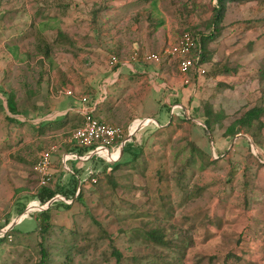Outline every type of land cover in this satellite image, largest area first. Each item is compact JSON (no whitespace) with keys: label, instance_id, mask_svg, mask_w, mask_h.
I'll return each instance as SVG.
<instances>
[{"label":"rangeland","instance_id":"1","mask_svg":"<svg viewBox=\"0 0 264 264\" xmlns=\"http://www.w3.org/2000/svg\"><path fill=\"white\" fill-rule=\"evenodd\" d=\"M213 7L215 0H0V227L9 219L0 228V264H37L39 241L44 264H116L113 250L117 264H264V127L253 121L233 137L223 134L245 111L264 108V6L225 5L204 64L185 76L186 112L169 117L160 92L141 113L131 77L105 86L118 61L134 52L139 59L160 54L186 30L208 35ZM45 48L47 59L40 54ZM154 63L182 78L170 58ZM102 88L108 92L99 98L105 97L100 120L120 127L124 138L141 116L159 126L130 135L133 160L131 153L121 156V147L112 163L67 161L72 176L59 157L81 153L67 143L81 117L66 112L42 120L61 102L90 107ZM9 96L16 115L6 109ZM50 146L56 151L46 188L68 208L53 204L40 240L35 217L46 203L33 198L39 187L32 167ZM120 159L124 164L114 168ZM75 177L78 194L66 199ZM17 203H26L19 215ZM148 231L159 232L165 244L148 241Z\"/></svg>","mask_w":264,"mask_h":264},{"label":"built area","instance_id":"2","mask_svg":"<svg viewBox=\"0 0 264 264\" xmlns=\"http://www.w3.org/2000/svg\"><path fill=\"white\" fill-rule=\"evenodd\" d=\"M162 56L175 61L178 74L185 79L187 72L197 65L200 54L195 39L190 33L183 32L169 43L160 54L146 53L140 60L144 63H154L158 62ZM137 58L139 59L137 53L134 52L132 59ZM61 94L70 95V92L62 91ZM81 116L82 121L80 126L71 131L67 143L83 150V152L82 154H78L77 152L70 151L63 154L62 163L66 161H85L93 157L101 159L106 163L114 162L118 158L119 149L126 142L124 130L118 126L98 121L89 112H83ZM147 124V121H141L136 123L134 128L139 129L143 126L145 127ZM131 132L127 133L130 134ZM55 151V146H50L46 150L41 151L32 167L39 188H46L49 185L51 179V159ZM77 191H75V194ZM53 199V201L62 200L58 195L54 196Z\"/></svg>","mask_w":264,"mask_h":264},{"label":"crops","instance_id":"3","mask_svg":"<svg viewBox=\"0 0 264 264\" xmlns=\"http://www.w3.org/2000/svg\"><path fill=\"white\" fill-rule=\"evenodd\" d=\"M141 62L142 61L138 58L132 59V55L130 56L128 61H126V60L118 61V65L115 66L113 73H111L110 77L105 81V86L110 85L112 83H116V82L119 85V82H121L122 79H124V81H125L126 78L131 77L134 82H133L132 86H129V88H133V92L135 94L134 97H137L138 96L137 94H139L137 99H138V104L141 107V113L143 111L142 106L146 103H149V102H151V103L156 102V97H158L160 95V92L164 94L162 101L167 106V112L169 114V117H171L172 114L176 115L175 114L176 110H181V111L186 112V89H187L186 88V79L180 78L179 76L175 77V76L169 75L167 68L164 69V67H167L166 65L161 68L162 71H159V67L157 65H152L151 63L150 64L146 63V65H145L144 62L143 63H141ZM113 63L115 65L117 64L115 61ZM153 64H157V63H153ZM160 79H164L165 81L160 82ZM105 86H103V87H105ZM107 92H108L107 88H105V89L102 88L100 93H99V96L96 98L95 102H93L90 107H86V108L78 107V108L74 109L73 105H66L64 107L65 103L61 102L58 106H55V108L56 107L60 108V110H55V112L53 111V113H55V114L47 115V118L46 119L44 118L42 121L47 120V121H53L54 122L55 120H58L62 116H64L66 114V112L74 113V114L78 113L79 116L81 117V121H82L81 114L83 112H89L93 117L96 116L97 117L96 119L98 121L102 122L100 120V118H101L100 113L101 112H98V109L101 107L99 106V108H98V105H99V103H101V101L103 99H105V97H102L101 99H99V98L101 95L107 94ZM127 92H130V91L128 90ZM140 93H141V95H140ZM162 101H159V102L157 101L156 104L159 105V104H161ZM149 105H150V103H149ZM93 113H95V114H93ZM141 121H147L148 124L145 127H148L149 125H152L154 127L159 126L158 123L155 122L152 118L147 117V116H141V118L139 120H132L127 125L125 131L126 132L132 131L130 134H128V137L130 135H132L135 131L138 130V129H135L134 127H135L136 123L141 122ZM80 124H81V122H79L78 126H80ZM105 124H107V123H105ZM68 152H70V151H68ZM68 152H66V153H68ZM80 152L81 153H78V154H82L83 150H80ZM66 153H63V154H66ZM63 154H61L59 157V165H61L62 168L65 169V172L68 171V173H70L71 175L74 176V173L71 171V169H69L65 165L67 161L62 163V155ZM93 159H95V158L93 157V158H90V159L85 160V161L79 160V161H71V162H73V163L74 162H87V161L93 160ZM99 160H101V159H99ZM83 164H85V163H83ZM66 173H63V174L66 175Z\"/></svg>","mask_w":264,"mask_h":264},{"label":"trees","instance_id":"4","mask_svg":"<svg viewBox=\"0 0 264 264\" xmlns=\"http://www.w3.org/2000/svg\"><path fill=\"white\" fill-rule=\"evenodd\" d=\"M241 1H243V0H215V7L212 8V15H211V22H210L211 31L209 32L208 35H206V36L201 35L200 38H198L196 34H193V32H191L189 30L183 31V32L190 33V35L195 39V41L198 44V50H199L200 57H199L197 65L194 68L204 64L205 59H204V56H203V51H204L205 44L208 41H211L215 37V35H217L220 32V30L222 28V26L220 25V22H221V20H222V18L224 16V13H225V5L227 3H233V2L238 3V2H241ZM254 1H257L261 6H264V0H254ZM154 2L151 3L152 7H154ZM50 20H54V19H50ZM158 24H160V22H158L157 25ZM42 25L45 26L46 28L48 27L47 23H43ZM53 28H54L53 26L48 27V29H53ZM183 32H181V33H183ZM15 51H16V49L14 47L12 49V53H14V57L16 55ZM48 52H49V49L45 48L44 51L42 53H40V54H43V57L46 58V56L48 55ZM219 73H222V71H216L215 72V74H219ZM5 106H6V109H7L8 113L10 115H16L17 114V109H16L15 104L13 103L12 98L10 96L5 99ZM203 113H204L205 116L209 115L208 111H204ZM262 114H264V108H261V107H252V108H250L249 110L245 111L241 115V117H239L237 120H235L232 123V125L228 126L225 129L223 134L225 136H228V137H233L237 133H239L241 129H245L246 130V129L251 128L253 121H256L258 123V125H257L258 128L264 127V123L259 120V118H260V116ZM4 118L8 122H17V123H19L18 121L9 118L6 115H4ZM203 125H204V127L206 129L209 128L208 121H206V120L203 121ZM131 141H132V139H129L128 141H126L123 144V146H122V154H121L122 157L124 155H126V154L131 153L130 152V149H131V143L130 142ZM131 155H132L131 160H133V158L135 157V154L131 153ZM120 162H122L124 164V159H120L118 162H116L114 164H111V165L114 166V168H116V166L118 164H120ZM78 181H79V179L77 177H75L74 184H73L74 185V189L71 192H69L68 194H65L63 197H65L66 199H72L74 197L75 191L78 190V187H79V185H78V187L76 186V183L78 184ZM77 194H78V191H77ZM56 195H58V194L54 193L53 191H51L48 188H39L37 194L33 198L36 199L38 204L41 206V205H44L45 203H47L50 199H52ZM76 196H75V198H76ZM25 204L26 203H17L16 204V213L18 215L23 212V210H24V208L26 206ZM53 204H55L59 208H63V209H67L68 208L67 205L62 204L61 202H58V201L54 202L53 201L47 207V209L40 210V211H38L36 213L35 229L37 228L38 237L40 238V240H42L44 238L46 232L50 229L49 209L53 206ZM24 218H26V217H24ZM23 219H21V220H23ZM19 222H18V224L14 225L8 232L9 233H12V232L15 233L16 232V226H18L20 224ZM8 223H9V219H8V217H6L4 219V221H3L2 226L0 228L5 227ZM4 236H5V234L0 236V243L4 240L3 239ZM145 237L148 239V241L150 240L153 243H156L158 245H164L165 244L162 241L163 240L162 235L159 232H157V231H148L146 233ZM40 242L41 241H39V243L37 244L38 247H39L38 252L40 254L37 264H44L45 263V258H46V252L41 247ZM112 255L114 256L115 262L117 264L118 259L120 258L119 253H117L116 251L113 250L112 251Z\"/></svg>","mask_w":264,"mask_h":264},{"label":"water","instance_id":"5","mask_svg":"<svg viewBox=\"0 0 264 264\" xmlns=\"http://www.w3.org/2000/svg\"><path fill=\"white\" fill-rule=\"evenodd\" d=\"M130 137V136H129ZM129 137H127L126 139H125V141H127L128 139H129ZM53 198L52 199H50L45 205H44V208H40V210H45V209H47V207L51 204V202H53ZM15 223H17V221L15 222ZM15 223L14 222H11L9 225H8V227H7V229L6 230H10L14 225H15ZM5 230V231H6ZM4 231V232H5ZM3 232V233H4ZM0 233H2V231H0Z\"/></svg>","mask_w":264,"mask_h":264}]
</instances>
